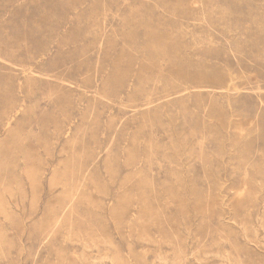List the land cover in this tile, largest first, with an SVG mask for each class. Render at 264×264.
<instances>
[{"label": "rangeland", "instance_id": "1", "mask_svg": "<svg viewBox=\"0 0 264 264\" xmlns=\"http://www.w3.org/2000/svg\"><path fill=\"white\" fill-rule=\"evenodd\" d=\"M0 264H264V0H0Z\"/></svg>", "mask_w": 264, "mask_h": 264}, {"label": "bare ground", "instance_id": "2", "mask_svg": "<svg viewBox=\"0 0 264 264\" xmlns=\"http://www.w3.org/2000/svg\"><path fill=\"white\" fill-rule=\"evenodd\" d=\"M33 74V73H32ZM195 90V89H194ZM224 260V259H223Z\"/></svg>", "mask_w": 264, "mask_h": 264}]
</instances>
